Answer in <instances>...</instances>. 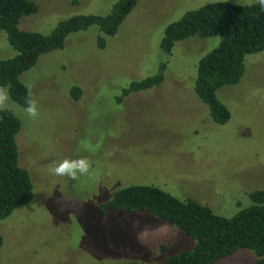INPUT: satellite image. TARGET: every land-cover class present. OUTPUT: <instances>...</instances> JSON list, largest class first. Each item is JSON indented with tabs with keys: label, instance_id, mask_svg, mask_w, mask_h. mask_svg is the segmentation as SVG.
Returning <instances> with one entry per match:
<instances>
[{
	"label": "rangeland",
	"instance_id": "374dc122",
	"mask_svg": "<svg viewBox=\"0 0 264 264\" xmlns=\"http://www.w3.org/2000/svg\"><path fill=\"white\" fill-rule=\"evenodd\" d=\"M28 1L37 11L18 28L47 34L70 15L106 14L116 0ZM215 1L224 0H136L102 49L92 25L68 34L61 49L39 55L19 75L39 116L28 117L10 99L5 109L20 122L17 164L28 173L32 198L0 221V264H161L194 241L144 211L101 213L98 206L115 190L152 185L225 217L249 205V192L264 190V49L245 55L239 81L216 91L229 112L217 124L194 93V79L198 59L220 37L190 36L174 42L169 54L159 46L165 25ZM14 53L0 32V59ZM160 63L159 84L114 102ZM71 86L79 89L77 100ZM76 157L92 161L79 180L48 172L53 161ZM254 260L252 251L238 249L214 264Z\"/></svg>",
	"mask_w": 264,
	"mask_h": 264
},
{
	"label": "trees",
	"instance_id": "16d2710c",
	"mask_svg": "<svg viewBox=\"0 0 264 264\" xmlns=\"http://www.w3.org/2000/svg\"><path fill=\"white\" fill-rule=\"evenodd\" d=\"M136 0H116L106 14H74L60 21L47 33L21 30L23 16L37 11L28 0H0V32L15 52L11 58L0 59V86L6 87L9 99L24 108L28 89L19 75L34 66L39 55L61 49L68 34L96 26L99 35L95 46L102 49L104 36H113L117 27L134 7ZM190 36H219L218 44L200 57L196 64L194 93L206 105L211 120L217 124L229 118L227 108L216 97V91L239 81L243 58L264 49V12L254 2L237 5L224 1L210 2L183 13L176 21L165 25L160 48L169 54L176 41ZM165 64L157 73L130 81L115 96L120 103L130 93L140 92L162 81ZM69 96L79 97V89L71 86ZM20 122L8 110H0V221L16 206L32 198V183L26 170L17 164L15 135ZM249 205L229 217L213 213L207 206L192 199L180 200L152 185L130 184L115 190L98 206L106 210L144 211L171 224L194 241L188 251L168 256L161 264H214L238 249L252 251L254 264H264V190L247 194ZM2 238L0 236V246ZM121 264H141L135 261Z\"/></svg>",
	"mask_w": 264,
	"mask_h": 264
},
{
	"label": "clouds",
	"instance_id": "9594fccd",
	"mask_svg": "<svg viewBox=\"0 0 264 264\" xmlns=\"http://www.w3.org/2000/svg\"><path fill=\"white\" fill-rule=\"evenodd\" d=\"M228 2V0H224ZM235 4L242 5V0H234ZM259 5L260 10L264 12V0H256ZM260 90H253L252 95H258ZM9 93L7 88L0 86V110H4L6 107V102L9 100ZM24 112L30 118H37L39 116V109L37 101L32 98L31 91L29 90L26 102H25ZM114 154L113 151H109L107 155L111 156ZM92 168V161L87 157H76V158H64L59 162L53 161L48 168V172L51 175L59 177H68L70 180H79L80 177L86 176L90 173Z\"/></svg>",
	"mask_w": 264,
	"mask_h": 264
}]
</instances>
